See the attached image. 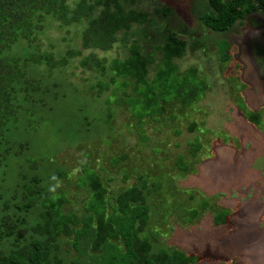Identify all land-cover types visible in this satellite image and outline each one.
I'll return each instance as SVG.
<instances>
[{"label":"rangeland","instance_id":"1","mask_svg":"<svg viewBox=\"0 0 264 264\" xmlns=\"http://www.w3.org/2000/svg\"><path fill=\"white\" fill-rule=\"evenodd\" d=\"M206 3L127 0L129 7L147 13L146 21L119 32L109 50H94L99 57L124 58L136 41L152 56L151 77L162 60L159 47L174 32L185 48L172 61L179 71L195 66L207 83L196 102L166 103L164 114L146 120L140 132L126 105L106 104L109 90L96 93L99 74L81 68L78 57L50 71L40 66L37 77L45 98L27 102L23 120L11 125L17 154L8 156L0 173L5 170L11 183L15 172L32 171L29 162L36 161V169L45 178L52 175V185L65 192L66 206L74 210L88 196L85 187H76L87 164L105 181L110 204L113 195L138 183L143 174L149 185L158 184L146 195L151 210L144 235L153 249L195 254L197 261L191 264H264V9L214 31L199 17ZM46 20L34 42L40 51L58 56L80 47L81 24ZM192 142L200 144L195 154ZM122 154L126 158L113 164L112 158ZM220 210L226 215L217 223Z\"/></svg>","mask_w":264,"mask_h":264},{"label":"trees","instance_id":"2","mask_svg":"<svg viewBox=\"0 0 264 264\" xmlns=\"http://www.w3.org/2000/svg\"><path fill=\"white\" fill-rule=\"evenodd\" d=\"M135 0H131L134 2ZM200 12L202 23L210 30L224 31L237 19L259 7L264 0H206ZM47 18L65 25L81 24L80 47L56 56L40 51L34 43L43 32ZM147 13L129 7L127 0H0V167L12 148L11 125L23 120L26 104L42 101L46 90L37 77L40 66L52 70L65 67L78 57L83 69L94 70L96 93L109 90L105 103L126 105L142 131L146 120H157L166 103L177 100L189 106L207 88L195 66L179 71L172 61L180 56L185 42L169 32L159 47L162 60L148 77L152 56L136 41L128 45L124 58L99 57L94 50H109L132 23H143ZM89 50L88 53H83ZM224 56V55H223ZM264 56V55H263ZM226 56H224L225 58ZM40 75V74H39ZM53 84V83H52ZM40 94V96H35ZM191 125V124H190ZM192 126V125H191ZM190 126V127H191ZM24 143H19L23 147ZM200 144L192 142V154ZM126 158L114 156L112 163ZM178 165L184 168L179 159ZM30 161L32 171L19 170L9 183L6 171L0 173V264H191L195 254L178 248L157 247L144 235L151 206L147 199L158 184H148L143 174L139 182L119 190L108 202L109 192L99 172L87 164L77 176L76 187H85L88 196L79 210L66 206L65 192L56 191L52 175H43ZM58 169V168H57ZM57 173L64 175L63 170ZM126 177V176H125ZM9 183V184H7ZM152 186V187H151ZM196 213V210H191ZM226 215L220 210L215 222ZM74 251L72 255H69Z\"/></svg>","mask_w":264,"mask_h":264}]
</instances>
